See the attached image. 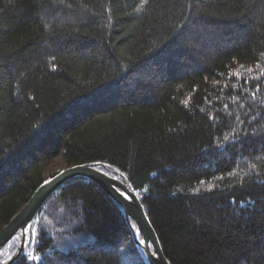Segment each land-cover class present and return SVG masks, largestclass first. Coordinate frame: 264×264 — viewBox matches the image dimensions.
<instances>
[{"label":"trees","instance_id":"obj_1","mask_svg":"<svg viewBox=\"0 0 264 264\" xmlns=\"http://www.w3.org/2000/svg\"><path fill=\"white\" fill-rule=\"evenodd\" d=\"M56 157L124 178L169 264H264V0H0V229ZM136 240L76 177L13 264H149Z\"/></svg>","mask_w":264,"mask_h":264},{"label":"water","instance_id":"obj_2","mask_svg":"<svg viewBox=\"0 0 264 264\" xmlns=\"http://www.w3.org/2000/svg\"><path fill=\"white\" fill-rule=\"evenodd\" d=\"M86 177L94 181L124 210L127 219L134 221L141 242L136 240L144 251L149 264H169L163 254L157 235L151 226L141 202L130 189L124 178L118 179L90 164H77L67 167L42 183L30 196L23 207L0 229V250L16 235L20 234L18 245L12 255L0 264H13L26 250L30 231L37 212L47 198L70 179ZM124 193L129 199H125Z\"/></svg>","mask_w":264,"mask_h":264},{"label":"rangeland","instance_id":"obj_3","mask_svg":"<svg viewBox=\"0 0 264 264\" xmlns=\"http://www.w3.org/2000/svg\"><path fill=\"white\" fill-rule=\"evenodd\" d=\"M63 160H62V158L61 157H56L51 163H50V165L48 166V170H49V172H54L55 170H59V169H64L63 167ZM33 231V230H32ZM19 238H20V235H17L15 238H14V240H13V242H11L10 244H9V246H6V248L3 250V252L0 254V256H2V255H4V256H6L7 254H8V256H9V254H11L12 253V251H13V253H14V251H15V249L16 248H14V245H18V242H19ZM28 251L30 252V254H31V250L30 249H27V254H29L28 253ZM12 253V254H13ZM11 254V255H12ZM7 259V258H6ZM3 260H5V259H3ZM3 260H1V261H3Z\"/></svg>","mask_w":264,"mask_h":264},{"label":"snow or ice","instance_id":"obj_4","mask_svg":"<svg viewBox=\"0 0 264 264\" xmlns=\"http://www.w3.org/2000/svg\"><path fill=\"white\" fill-rule=\"evenodd\" d=\"M144 2L147 3V0H144ZM97 163H99V162H97ZM122 175H123V174H122ZM121 195L125 196V199H129V197L126 196L124 193H121ZM28 258H29V259H35V257H33V256H29Z\"/></svg>","mask_w":264,"mask_h":264}]
</instances>
